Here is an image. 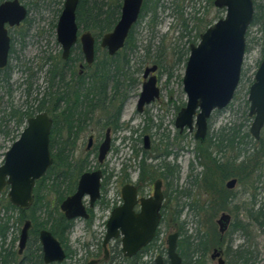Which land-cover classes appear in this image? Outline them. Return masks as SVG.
Returning a JSON list of instances; mask_svg holds the SVG:
<instances>
[{"label": "rangeland", "instance_id": "1", "mask_svg": "<svg viewBox=\"0 0 264 264\" xmlns=\"http://www.w3.org/2000/svg\"><path fill=\"white\" fill-rule=\"evenodd\" d=\"M19 1L28 9L29 14L21 26L8 28L14 50L9 61L12 68L13 99L16 105H26L24 90L28 85L25 68H31L35 75L32 80L34 91L29 104L36 108L38 101H35V98L41 99L47 90L46 78L51 63L46 61L47 58H62V48L57 41V23L65 0ZM214 2L215 0H164L159 4L156 13L147 14L135 27L136 48L129 54L132 80L124 82L130 99L125 105L120 128L113 131V151L108 155L105 165L107 171V178L104 180L105 199L110 203L119 202L121 190L126 184V174L131 181L136 182L140 177L143 160L146 161L147 171L150 170L158 177L164 171L160 169L164 164L173 166L176 176L169 182L174 190L186 192V195L181 194L176 200L173 199L172 197L176 194L170 195L172 188L169 190L166 181L160 178L164 183V205L168 207L167 218L166 222L160 226L161 234L158 243L143 256V262H155L159 255L167 259L168 237L179 233L180 228L184 229L185 235L180 237L179 234V240L187 235H196L200 228L202 232H207L210 223H206V220L211 216L219 233L217 220L226 213L231 215L232 221L229 232L227 231L224 237V244L222 247H212L204 264H218L217 260L211 259L216 249L223 251L226 264H234V251L237 249L246 251L249 264H264V226L255 220L248 219L247 213L252 210L255 215L264 207V150L260 149L259 142L250 134L253 119L249 117L250 102L248 101L250 87L255 81L256 72L264 58V38L259 23L253 21L247 32L242 77L234 100L226 109L212 114L207 135L208 140L209 137L216 138L221 134L235 133L239 136L238 142H241V138L247 133L250 135L251 139L246 140L248 143L246 156L242 154L235 165L240 167L245 162V169L241 175L236 173L225 180L223 177H218L215 183L209 182L210 188H208V184L203 181L206 169L202 166V160L198 155L200 142L195 138V130L189 132L186 128L180 134L175 126L176 118L188 100L184 91L183 78L186 61L190 55L189 48L192 44L197 45L201 34L205 32L202 26L197 28V23H200L199 19H203L206 23L214 24L226 15V10L217 8ZM258 4L263 6L264 0H256L255 6ZM79 32L82 34L87 31L80 29ZM89 32L95 37L92 31ZM100 41H97V44H100ZM98 48V61H102L106 53L100 46ZM76 55L78 56L77 53ZM154 65L159 67L156 75L161 90L160 98L147 106L146 112L141 114L137 112V101L143 89V73L147 67ZM75 71L78 74V64ZM97 118L104 119V117ZM97 122L94 119L88 124L80 134L74 150V163L79 165L87 161L86 171L96 170L98 163L97 157L89 155L87 151L90 136H94V143L97 144L106 132V128L101 127L103 123ZM146 136L150 137L149 150L144 148ZM262 137L264 139V129L261 132ZM0 142L4 149L13 145L9 137L3 136ZM238 142L233 149L222 153L214 152V156L221 163L233 162L238 157L237 149L242 147ZM3 162L4 157H0V166ZM196 177L199 179L198 182ZM233 179L237 180V185L233 190H228L226 185ZM142 185L144 195L153 193V183H142ZM221 187L230 191L232 198L226 210L217 211L213 205H219L223 195L220 191L215 193L214 189H221ZM8 192L9 189L1 198L0 218L3 220L6 217L4 205L9 201ZM88 200L89 198H86V205ZM192 202L195 204L194 207L207 206V212L201 215V224L190 209L189 205ZM183 206L182 214L178 218L177 212ZM93 210L94 216L90 227L83 219L75 221L69 236V247L74 255L66 264H87L91 260L87 252L97 253L103 243L111 207L105 208L103 204H100ZM13 214L14 219L10 223L11 228L6 244L10 247L13 238L17 236L16 250H18L19 237L25 223H19L18 214ZM234 223L242 228L233 229ZM117 241L118 239L111 243L114 251L122 249V244ZM229 246L230 253L227 255ZM99 256L102 260L103 249L100 250ZM104 264L107 263L104 262Z\"/></svg>", "mask_w": 264, "mask_h": 264}, {"label": "water", "instance_id": "2", "mask_svg": "<svg viewBox=\"0 0 264 264\" xmlns=\"http://www.w3.org/2000/svg\"><path fill=\"white\" fill-rule=\"evenodd\" d=\"M80 0H65L63 11L57 23V41L62 47V59L68 60L72 47L80 41L85 62L92 65L95 61L96 39L87 31L79 36L77 24V8ZM144 0H124L121 16L114 29L105 34L101 47L107 49L110 56L122 50L131 30L140 19ZM214 5L225 9V17L219 19L201 34L200 42L190 46V55L186 63L183 78L184 91L188 97L187 104L179 112L175 126L180 134L187 128L195 130V138L201 143L207 140L209 120L215 111L226 109L234 100L240 85L243 64L247 47V32L254 21V0H215ZM28 16V11L19 0H9L0 4V69L7 67L11 49L9 27L20 26ZM158 66L147 67L142 93L138 101V111L143 112L160 97L158 78L154 75ZM249 117L253 119L250 128L252 137L259 141L264 128V58L256 72L255 81L250 87ZM53 120L47 112H41L28 119L19 139L13 143L4 156L0 166V207L2 193L8 187L9 202L20 210H28L34 204L36 182L42 179L53 165L50 151V137ZM92 138L87 149H91ZM111 147L109 132L99 152V162L103 163ZM145 150L150 149V137H144ZM102 171L84 173L77 184L74 194L68 196L60 205L61 212L69 221L87 220L89 214L84 200L89 198L92 208L100 199ZM237 180L226 185L233 190ZM123 205L114 209L107 222V231L103 248L108 254V245L121 237L122 252L125 257L132 258L154 239L162 221V207L165 200L163 182L154 184L151 198H138V191L132 185L122 189ZM140 211L136 212L137 206ZM232 217L223 213L217 220L219 233L224 236ZM32 222L25 221L19 237V253L27 247ZM39 241L42 246L44 264L63 263L66 252L61 243L49 230H41ZM179 233L169 235L167 241V259L159 255L155 264H183L178 253ZM212 260L218 264H226L222 250H214ZM96 261L89 264H95Z\"/></svg>", "mask_w": 264, "mask_h": 264}, {"label": "trees", "instance_id": "3", "mask_svg": "<svg viewBox=\"0 0 264 264\" xmlns=\"http://www.w3.org/2000/svg\"><path fill=\"white\" fill-rule=\"evenodd\" d=\"M123 1L80 0L76 13L79 30L92 31L95 34V39L97 41L101 40L118 23ZM162 1L164 0H144L139 21L143 20L151 12L156 13ZM2 2L4 0H0V4ZM255 2L256 0H254V4ZM255 7L254 23L261 25V32L264 38V5L258 4ZM198 22L201 25L197 23V28L202 26L203 32L213 25V22L206 23L203 19H199ZM136 25L130 32L124 50L114 57H109L106 52L102 61H98L97 57L94 70H90L91 72L86 77H80L75 71L76 64L83 61L81 52L77 53L78 56L74 54L69 63H65L60 58L54 59L48 57L46 61H50L51 63L46 78L47 90L41 99L35 98V101H38L36 108H33L29 104V99L32 97L34 91L32 80L35 74L32 73V69L25 68V74L27 75L26 84L28 86L24 90L26 97V105L24 106L14 103L11 66L8 64L6 68L0 69V141L4 136L11 138L12 144L15 143L25 129L28 119L41 112H47L54 119V127L50 137V151L54 162L46 175L36 182L33 206L28 210H20L9 201L4 205L6 217L4 220L0 218V264H44L42 246L39 241L41 230H49L61 242L68 256L74 254L69 247V236L75 222L67 220L60 209L63 200L75 192L79 177L87 169V161L79 165L74 163V150L80 134L89 123L94 121L98 111H103L107 115L106 121L104 120V123L101 125L102 128H106L107 126H113L116 130L120 128L122 108H118L117 112L113 109L111 114L108 109L113 106L114 98L125 89L124 82L129 79L132 80L129 54L136 48L134 37ZM13 53L14 50L12 48L10 58ZM65 65H69V68L66 69ZM69 70L73 72L72 76L69 75ZM75 79H79V83L73 85L71 82L75 81ZM109 88H113V93L111 94L114 99L113 103L112 96L111 100L108 97ZM102 97H105V99H102ZM97 123L99 124L100 121ZM238 139L239 136L235 133L228 135L221 134L216 138L209 137L205 143L198 145V155L202 160V166L206 169L203 181L205 184H208V188H210L209 182L211 184L215 183V179L218 177H223V180H225L233 174L236 175V173L241 175V172L244 171L245 162L240 167H235V165L237 159L242 154L246 156L245 151L248 144L246 140L251 139V137L247 133L241 138V142H238ZM237 142L242 147L237 149L238 157L234 159V163L231 161L221 163L214 156V152L222 153L225 150L233 149ZM258 142L260 149L264 150L263 137ZM4 148L0 142V157H4L7 150L10 149V147ZM145 162V160L141 161L139 182L152 184L161 178L166 181V186L170 190L172 185L169 181L174 180L176 176V170L173 166L164 164L160 168L164 171L158 177L153 175L150 170L147 171ZM198 180V177H196V182ZM8 189L7 187L2 195ZM214 190L215 193L220 191L223 198L219 205H213V208H216L217 211L226 210L232 198L230 191L225 190L224 187ZM140 192L144 194V189L140 190ZM174 194L176 195L172 198L176 200L177 196L179 198L181 194L186 195V192H178L172 188L170 195ZM189 206L201 224L200 218L202 214L207 212V206L194 207L195 204L193 202ZM167 208L166 205H163L161 225L166 222ZM183 209L184 206L177 212L178 218H180ZM13 213L18 214L17 219L21 224L27 220L32 222L27 248L22 257L19 256L18 250H16L17 236L13 238L10 247H7L6 244L11 228L10 223L14 219ZM247 213L248 219L255 220L264 226V207L255 213V215L252 210L247 211ZM207 222L210 223L207 232H202L200 228L197 230L196 235H187L179 240L178 253L183 259V264H204L210 249L212 247H222L224 244L225 236L217 232L212 216L207 218ZM90 223H87L88 227L91 226ZM232 227L233 229L237 228V230L242 228L236 223ZM179 230L180 237H183L185 235L184 229L180 228ZM160 234L161 231L158 229L154 242L144 248L141 254L133 258H127L121 250H115L110 264H155L152 261L143 262L142 258L156 246ZM230 248L229 246L228 251H226L227 255L230 253ZM233 258L234 264H249V258L243 249L235 250Z\"/></svg>", "mask_w": 264, "mask_h": 264}, {"label": "flooded vegetation", "instance_id": "4", "mask_svg": "<svg viewBox=\"0 0 264 264\" xmlns=\"http://www.w3.org/2000/svg\"><path fill=\"white\" fill-rule=\"evenodd\" d=\"M9 1V0H8ZM5 2V1H4ZM4 2H2V3H4ZM1 3V4H2ZM24 6V5H23ZM27 9V8H26ZM122 9V8H121ZM27 11H28V9H27ZM29 14V13H28ZM28 17V16H27ZM26 20V19H25ZM24 22V21H23ZM22 22V23H23ZM22 23H21V25H22ZM138 23V22H137ZM20 25V26H21ZM7 27V29L8 28H14V27H9V26H6ZM18 27V26H17ZM80 31V30H79ZM132 31V30H131ZM8 34H9V30H8ZM81 34H80V32H79V36H80ZM10 36V35H9ZM10 39H11V37H10ZM101 41H102V39H101ZM101 41H100V44H97V40H96V44H95V61H94V63L92 64V65H88L86 62H85V57H84V54H83V50H82V46H81V43H80V41H78L73 47H72V49H71V54H70V57L68 58V60H63L62 58V60L65 62V63H69L70 62V59L72 58V56H74V54H76V53H82V55H83V61L82 62H78L77 64H78V66H79V72H78V75L80 76V77H86L88 74H89V72H91L90 70H94V68H95V64H96V58H97V54H98V50H99V46L101 47ZM127 42V41H126ZM62 48V47H61ZM102 48V47H101ZM125 48V47H124ZM124 48L122 49V50H120V51H118L114 56H116L119 52H121V51H123L124 50ZM11 49H12V46H11ZM11 49H10V52H11ZM104 51H105V53L107 52V54H108V56L109 57H114V56H110L109 55V52H108V50L107 49H104V48H102ZM190 49V48H189ZM9 61H10V53H9ZM8 64H9V62H8ZM76 64V65H77ZM8 66V65H7ZM158 66V65H157ZM6 68V67H5ZM65 68L66 69H68L69 68V65H65ZM159 68V67H158ZM75 69H76V66H75ZM72 71H70L69 70V75L70 76H72V74H73V72L71 73ZM157 73V72H156ZM156 73L154 74V75H156ZM144 74V73H143ZM157 76V75H156ZM81 80V79H80ZM143 80H144V82H145V79L143 78ZM144 82H143V85H144ZM73 85L74 84H77V83H79V79H75V81H73V82H71ZM160 88V87H159ZM238 90V89H237ZM109 95H108V97H109V100H111V94L113 93V88H109ZM160 92H161V90H160ZM142 93V92H141ZM161 94V93H160ZM141 95V94H140ZM140 95H139V99H140ZM160 98V97H159ZM102 99H105V97H102ZM107 99V98H106ZM115 99V100H114ZM113 99V96H112V103H113V100H114V103H113V106L110 108V109H108L109 110V112H110V114H111V112L113 111V109H115L116 110V112H117V109L118 108H122V112H121V115L123 116V113H124V109H125V105L127 104V102L129 101V97H128V93H127V90L126 89H123V92L122 93H120V95H118L116 98H114ZM139 99H138V101H139ZM158 100V99H157ZM108 101V100H107ZM138 101H137V112L138 113H140L139 111H138ZM233 102V101H232ZM152 104V103H151ZM150 104V105H151ZM147 106H149V105H146L145 107H144V110H143V112L142 113H144V112H146V108H147ZM141 113V114H142ZM50 116V115H49ZM106 114H105V112H101V111H98L97 112V114H96V117H95V119L97 120V121H100V122H102V123H104V120L106 121ZM51 117V116H50ZM97 117H104V119H101V120H98V118ZM52 118V117H51ZM122 118V117H121ZM52 120H54L53 118H52ZM120 122H121V120H120ZM53 127H54V121H53ZM264 129V128H263ZM116 129L113 127V126H107L106 127V132H105V134H104V136L98 141V143L97 144H95L94 142H95V138H94V136H90V138H92V140H93V144H92V147H91V149H87V151H89V155H92V156H94V157H97V161H98V163H97V168H96V170H94V171H97V170H101L102 171V174H103V176H102V179H101V189H100V193H101V197H100V199L95 203V206L94 207H90L89 206V200H88V205H86V199L84 200V203H85V205H86V207H87V212H88V214H89V218L87 219V220H85L86 221V224L88 223V222H91L92 220H93V209H95V207L96 206H98V205H100V204H103V206L105 207V208H110L111 207V213H112V211L114 210V209H116V208H118V207H120V206H122L123 205V198H122V190H121V197H120V200H119V202H115V203H110V201H108V200H106L105 199V179L107 178V171H106V169H105V165H106V160H107V157H108V155L113 151V139H112V135H113V131H115ZM52 131H53V128H52ZM108 132H109V136H110V138H111V147H110V151H109V153H108V155H107V157H106V159L104 160V162L103 163H100L99 162V152H100V147H101V145H102V143L105 141V139H106V137H107V134H108ZM52 133V132H51ZM180 133V132H179ZM89 138V139H90ZM261 139V138H260ZM207 141V140H206ZM200 142V141H199ZM88 143H89V140H88ZM201 143V142H200ZM100 166H102V167H100ZM100 167V168H99ZM94 171H85L84 173H86V172H94ZM83 173V174H84ZM82 174V175H83ZM81 175V176H82ZM80 176V177H81ZM80 177H79V179H80ZM126 184L124 185V186H126V185H132V186H134L136 189H137V191H138V198L139 199H141V198H151L152 196H153V194H154V184L158 181V180H161V179H158V180H156L155 182H153V193H151V194H149L148 196H146V195H144V194H142L141 192H140V190H142L143 189V185H142V183H140L139 182V178L137 179V181L136 182H133V181H131L130 180V178H129V176L126 174ZM79 179H78V181H79ZM162 182H163V180H162ZM78 184V183H77ZM123 186V187H124ZM77 188V187H76ZM163 188H164V183H163ZM123 189V188H122ZM76 191V190H75ZM75 193V192H74ZM73 193V194H74ZM163 193H164V191H163ZM165 196V195H164ZM88 198V197H87ZM66 199V198H65ZM164 202H165V200H164ZM105 204H106V206H105ZM163 205H164V203H163ZM163 208V207H162ZM135 211L136 212H139L140 211V206L138 205L137 207H136V209H135ZM111 213H110V216H111ZM163 217V216H162ZM110 218V217H109ZM109 220V219H108ZM76 220H74V222H75ZM108 222V221H107ZM161 225V224H160ZM106 228H107V223H106ZM32 229V228H31ZM158 229H160V227L158 228ZM157 232H158V230H157ZM157 232H156V235H157ZM156 235H155V237H154V239H153V241L149 244V245H151L153 242H154V240H155V238H156ZM225 236V235H224ZM30 237V236H29ZM105 238V237H104ZM117 240V239H116ZM59 241V240H58ZM104 241V240H103ZM114 241V240H113ZM112 241V242H113ZM60 242V241H59ZM112 242H110V244L108 245V254H106V252H105V249L103 248V243L101 244V246L99 247V250L97 251V253H90V252H87L88 254V256L89 257H91V260L87 263V264H89L90 262H93V261H96V263L95 264H104V262H106L107 264H110L111 263V261H112V255H113V253H114V250H113V248H112V245H111V243ZM117 242H119V243H121V237L120 238H118V241ZM179 242V241H178ZM61 243V242H60ZM28 244V243H27ZM62 245V244H61ZM148 245V246H149ZM86 246H88V248H90V246L89 245H86ZM147 246V247H148ZM62 247H63V245H62ZM27 248V247H26ZM25 248V249H26ZM64 248V247H63ZM146 248V247H145ZM103 249V254H104V257H103V259L101 260L100 259V250H102ZM144 249V248H143ZM142 249V250H143ZM64 250H65V252H66V260L63 262V263H61V264H66V262L68 261V260H70L72 257H73V255H69L68 256V253H67V251H66V249L64 248ZM88 250V249H87ZM141 250V251H142ZM121 251H122V249H121ZM141 251L140 252H138V254L137 255H139V254H141ZM24 252H25V250H24ZM24 252L22 253V254H20L19 253V249H18V254H19V256L20 257H22L23 256V254H24ZM137 255H135V256H137ZM135 256H133V257H135ZM132 257V258H133ZM53 264H60V263H53ZM166 264H169L168 263V261L166 260Z\"/></svg>", "mask_w": 264, "mask_h": 264}]
</instances>
